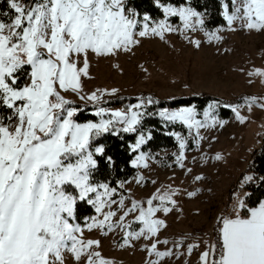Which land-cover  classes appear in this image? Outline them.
<instances>
[{
	"label": "snow or ice",
	"instance_id": "6c2138e0",
	"mask_svg": "<svg viewBox=\"0 0 264 264\" xmlns=\"http://www.w3.org/2000/svg\"><path fill=\"white\" fill-rule=\"evenodd\" d=\"M232 2L235 4V0ZM9 3L13 10L11 21L0 20V111L9 110L7 116H0V264H64L66 251L77 262L86 257V264H97V260L98 264H111L100 258L99 252L90 251L100 242L85 241L83 229L72 222L78 201L87 200L96 205L98 213L109 203H115L111 201L114 188L110 189L107 184L96 186L91 181L98 163L96 155L105 153L103 146L93 151L92 144L110 131L117 135L120 131L137 132L142 116L138 110L156 101L145 98L129 106L127 111L111 113L101 107L95 113L101 117L99 123H78L74 117L79 109L72 107L73 102L62 92H73L81 100L85 99L80 95L83 92L81 76H88L89 53L103 57L130 52L140 43L137 35L146 37L151 33L163 39L164 33L173 29L167 20L151 26V18L145 15L142 30L137 31L140 21L137 13L128 9L127 0H30L27 4L9 0ZM161 7L166 16L180 17L185 29L194 30L196 25L204 23L200 13L191 8ZM224 8L229 25L242 20L248 29L264 30V0H242L231 14L227 4ZM195 44L199 47V41ZM81 57L83 66L78 67ZM22 74L27 76L24 83L20 82ZM250 75L264 76V72L256 70ZM115 92L113 89L111 94ZM100 99L97 92L87 96L89 101ZM105 115L110 118L104 119ZM160 115L166 120L180 121L189 129L195 128L197 136L201 127L208 126L195 119L196 113L191 108L176 112L165 110ZM237 116L244 121L239 112ZM211 124L215 126L216 121L213 119ZM117 125L123 127L117 130ZM177 139L183 150L185 141L179 136ZM144 143L145 137L140 135L132 150L136 151ZM108 159L111 161V157ZM183 159L181 151L177 160ZM215 159L223 157L217 155ZM137 160H144L143 154ZM133 163L139 166L136 161ZM180 167H184L182 162ZM257 180L264 181V176L246 175L241 188ZM196 194L188 193L189 196ZM235 195L236 215L221 217L219 247L211 245L204 251L201 264H264V200L249 208L244 201L249 193ZM154 200L161 204L176 203L170 195L153 196L147 201L146 209L133 201L124 216L139 209L137 220L144 227L135 233L127 232L124 245H128L130 238L139 239L146 233L151 239L161 226L166 227L163 220L152 218L161 210L153 206ZM120 207H123L122 200ZM241 209H247V216L240 215ZM171 210L163 208L165 213ZM115 215L108 211L102 220L88 224V230L99 227L111 231L121 226L110 222ZM193 247L196 246H189V254ZM151 251L161 258L172 255L156 251V244L151 246Z\"/></svg>",
	"mask_w": 264,
	"mask_h": 264
},
{
	"label": "rangeland",
	"instance_id": "374dc122",
	"mask_svg": "<svg viewBox=\"0 0 264 264\" xmlns=\"http://www.w3.org/2000/svg\"><path fill=\"white\" fill-rule=\"evenodd\" d=\"M241 3L242 0H235L233 11ZM180 7L190 8H175ZM222 12L224 16V7ZM12 15L7 13L10 18ZM200 15L204 21L205 17ZM143 17L137 16L140 21L137 31L142 30ZM171 18H175V21ZM161 20H167L173 29L166 31L163 39L151 33L146 37L137 35L140 43L130 52L120 51L116 55L103 57L89 53L88 76H81L83 92L80 95L85 96L84 100L73 92H62V95L74 103L100 106L99 108H105L111 113L128 110L106 106L107 101L116 96L135 97L137 104L145 100L142 99L143 96L150 95L157 99L169 100L207 94L230 101L239 95L264 94V76L250 75L256 70L264 72V30L248 29L242 20H236L229 25L225 19L224 26L212 32L206 31L203 25H196L194 30L185 29L178 16L164 14ZM161 20H150L149 23L155 26ZM195 41H199V47ZM82 66L81 57L78 67ZM113 89L116 90L114 95L111 94ZM93 92L101 96L100 101L87 100V96ZM186 108L193 109L196 113L195 119L208 125L199 129V136L195 128L189 129L180 121L166 120L160 115L163 111H160L161 119L181 124L187 130L185 135L180 132L172 134L176 147L149 154L142 152V144L135 151L133 162L136 161L139 166L133 163L136 168L134 177L120 183L115 193L111 194V201L115 203H109L108 197H105L109 206L98 213L96 205L86 200L94 209V215L84 226H80L83 229L82 238L85 241H99V246H94L90 251L99 252L100 258L110 261L111 264H154L157 261L159 264H201L202 253L212 245V227L215 222L221 217L234 218L236 215L233 211L235 194L244 193L241 185L236 182L245 170L251 153L264 137V97L255 98L254 102L249 99L239 106L231 107L232 114L227 119L220 117L216 103L208 105L200 113L192 107ZM182 109L185 108L168 112ZM138 111L142 112V109ZM237 112L244 117L243 122ZM205 113L209 115L205 116ZM99 118L101 120L100 116ZM103 118L110 117L105 115ZM213 119L216 121L215 126L211 124ZM122 127L117 125L119 129ZM177 136L186 143L183 150L179 147L180 140ZM181 151L184 159L178 161L177 157ZM141 154L144 160L138 161L137 157ZM217 155H221L223 159L216 160ZM181 162L184 167H180ZM145 163L147 167L144 166ZM188 169H191V172ZM196 176H202L204 179L197 181ZM235 184L238 189L232 193L228 205L227 197L231 189L235 188ZM98 185L100 184L96 186ZM99 192L102 193L103 189H99ZM190 192L197 194L189 196ZM165 195H170L176 201L175 205L168 202L161 204L159 200H154L153 206L161 210L152 218L163 220L166 227L161 226L157 235L151 239L147 238L146 233L139 239L130 238L128 245H124L123 240L127 232L135 233L144 227L143 223L137 220L139 209L124 216L127 209L131 208L132 202L138 201L146 209L147 201L153 196ZM121 200L123 207H120ZM164 207H170L172 210L165 213ZM108 211L116 213L110 222L121 226L114 227L111 231L99 227L89 231L87 225L102 220ZM247 214V211L240 210L241 216ZM121 217H124L122 221ZM72 222L75 223L74 220ZM123 225L128 227L124 228ZM153 244H156V251L171 252L172 255L163 258L156 256L151 251ZM189 246H196L191 254L188 252ZM64 255V264H86V257L77 262L72 253L66 251Z\"/></svg>",
	"mask_w": 264,
	"mask_h": 264
},
{
	"label": "trees",
	"instance_id": "16d2710c",
	"mask_svg": "<svg viewBox=\"0 0 264 264\" xmlns=\"http://www.w3.org/2000/svg\"><path fill=\"white\" fill-rule=\"evenodd\" d=\"M27 4L30 0H20ZM228 5L229 14L233 11L232 0H127V7L134 10L138 17L149 16L151 21L163 19L164 14L161 5L164 6H189L192 10L203 14L205 17L203 27L206 31L212 32L218 27L225 24L223 16V7ZM7 13H12L13 10L9 7V0H0V20L9 22L11 18ZM175 21V18H171ZM25 74L21 75V83H24ZM152 98L156 103L147 104L142 109L141 123L137 125V132L115 134V131L104 133L93 141L92 149L98 146H103L105 153L103 156L96 155L98 161L97 168L93 171L91 181L94 185L107 184L109 188L118 189L120 183H124L134 177L136 168L133 165L136 152L132 150V146L140 135L146 137V141L141 147L143 153L155 154L162 149H174L176 142L173 133L180 132L186 134V128L177 123L167 122L159 117L160 111H172L179 108L192 107L198 113L202 112L208 105L216 103L219 106L220 117L227 119L231 116V107L239 106L244 101L252 98H263L264 94L239 95L233 100L227 101L207 94L199 96H186L169 100H161L153 95L143 96L142 99ZM137 98L130 96H116L107 101L108 107H121L128 109L129 106L137 102ZM72 107L79 109L77 112L76 121L78 122H98L99 116L94 114L100 106H88L72 103ZM9 110L3 109L0 111V116H7ZM119 130V128H117ZM108 157H111L109 161ZM245 175H253L255 177L264 176V137L258 147L251 153L245 170L239 176L236 184L241 185ZM231 189L227 197L228 205L231 202V195L237 191L238 186ZM237 186V187H236ZM244 193L250 195L244 197L248 207H255L259 201L264 200V181L257 180L254 183L245 184L243 187ZM75 194V193H74ZM245 212L247 209H243ZM94 215V209L85 201H78L75 211L74 222L80 226H84L86 221ZM219 218L212 227V245L219 247Z\"/></svg>",
	"mask_w": 264,
	"mask_h": 264
},
{
	"label": "built area",
	"instance_id": "2783aa9c",
	"mask_svg": "<svg viewBox=\"0 0 264 264\" xmlns=\"http://www.w3.org/2000/svg\"><path fill=\"white\" fill-rule=\"evenodd\" d=\"M240 192H243V190H240Z\"/></svg>",
	"mask_w": 264,
	"mask_h": 264
}]
</instances>
